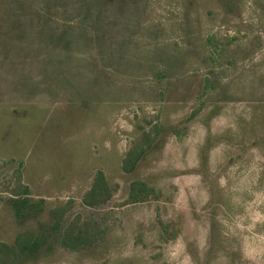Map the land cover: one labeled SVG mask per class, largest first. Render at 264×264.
<instances>
[{
    "label": "rangeland",
    "instance_id": "rangeland-1",
    "mask_svg": "<svg viewBox=\"0 0 264 264\" xmlns=\"http://www.w3.org/2000/svg\"><path fill=\"white\" fill-rule=\"evenodd\" d=\"M0 244L264 264V0H0Z\"/></svg>",
    "mask_w": 264,
    "mask_h": 264
},
{
    "label": "trees",
    "instance_id": "trees-1",
    "mask_svg": "<svg viewBox=\"0 0 264 264\" xmlns=\"http://www.w3.org/2000/svg\"><path fill=\"white\" fill-rule=\"evenodd\" d=\"M105 179H104V175L99 172L97 174L96 180L94 182V185L91 189V191L89 192V194H87V196L92 195L93 193H95L96 191L98 192V189L101 187V185H104ZM136 188L139 189L140 193H144V194H148V192H152L151 189H149L144 183L142 182H136L133 183L132 187H131V197L134 195V192L136 190ZM29 201V198L26 199V202ZM33 206L35 207V211L39 212V209L42 210L41 205H38L37 203H33ZM17 217L22 218V217H26V214H22L19 213V211L16 213ZM0 249L4 250L5 253L8 251V247L6 245L0 244ZM5 255V254H4Z\"/></svg>",
    "mask_w": 264,
    "mask_h": 264
}]
</instances>
